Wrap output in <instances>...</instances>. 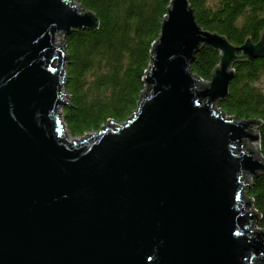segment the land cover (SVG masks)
I'll return each instance as SVG.
<instances>
[{
  "label": "water",
  "instance_id": "water-1",
  "mask_svg": "<svg viewBox=\"0 0 264 264\" xmlns=\"http://www.w3.org/2000/svg\"><path fill=\"white\" fill-rule=\"evenodd\" d=\"M98 27L76 0H0V264H264L244 194L264 174L261 120L217 107L234 64L264 58V29L234 45L171 0L136 109L71 140L57 38ZM204 45L208 82L190 69Z\"/></svg>",
  "mask_w": 264,
  "mask_h": 264
},
{
  "label": "trees",
  "instance_id": "trees-1",
  "mask_svg": "<svg viewBox=\"0 0 264 264\" xmlns=\"http://www.w3.org/2000/svg\"><path fill=\"white\" fill-rule=\"evenodd\" d=\"M171 0H76L99 19L97 29H74L63 36L67 52L64 92L69 105L62 118L69 136L97 131L108 121L121 123L136 109L144 90L151 49ZM201 28L225 36L232 44L257 41L264 29V0H188ZM219 54L204 45L190 69L209 80ZM227 96L217 107L237 120L259 119V151L264 157V58L238 61ZM246 194L253 198L264 227V174Z\"/></svg>",
  "mask_w": 264,
  "mask_h": 264
},
{
  "label": "built area",
  "instance_id": "built-area-1",
  "mask_svg": "<svg viewBox=\"0 0 264 264\" xmlns=\"http://www.w3.org/2000/svg\"><path fill=\"white\" fill-rule=\"evenodd\" d=\"M201 79V78H200ZM201 80H203V79H201ZM203 81H205V82H208V80H203ZM66 97H67V95H66ZM66 97H64L65 99H68V97L66 98ZM109 122V121H108ZM107 122V123H108ZM106 125V124H105ZM104 125H102L101 127H103ZM100 127V128H101ZM67 131V130H66ZM98 131V130H97ZM97 131H91V132H86V133H84L82 136H77V137H73V139H81V138H84V137H87V136H89V135H91V134H95V133H97ZM247 177H250L249 175H246L245 176V179L247 178ZM246 192L247 191H244V194H245V198H247V199H253L252 197H250V196H248L247 194H246ZM252 211H254L253 210V207L252 208H250ZM257 212V211H256ZM254 228H264V227H260V226H258L257 224H255L254 225Z\"/></svg>",
  "mask_w": 264,
  "mask_h": 264
},
{
  "label": "rangeland",
  "instance_id": "rangeland-1",
  "mask_svg": "<svg viewBox=\"0 0 264 264\" xmlns=\"http://www.w3.org/2000/svg\"><path fill=\"white\" fill-rule=\"evenodd\" d=\"M57 39H58L59 41H61V40L63 39V36H60V35H59ZM62 109H63V108L60 109V114H61V115H62ZM66 134H67V137H68L69 139H71V140L73 139V137H72L71 135L69 136L68 133H66ZM247 147H249L248 144L246 145V148H247ZM250 148L254 149L255 153L258 152V147H257V149H256L255 147L250 146ZM250 148H248V149H250ZM247 178H249V177H247ZM247 178H246V180H247Z\"/></svg>",
  "mask_w": 264,
  "mask_h": 264
},
{
  "label": "bare ground",
  "instance_id": "bare-ground-1",
  "mask_svg": "<svg viewBox=\"0 0 264 264\" xmlns=\"http://www.w3.org/2000/svg\"><path fill=\"white\" fill-rule=\"evenodd\" d=\"M255 146H256V145H255ZM255 148L257 149V147H255ZM247 180L253 181V178L249 177V178H247ZM252 201H253V199H252ZM253 210L255 211V209H254V204H253Z\"/></svg>",
  "mask_w": 264,
  "mask_h": 264
}]
</instances>
